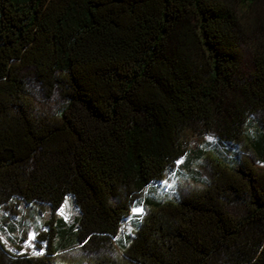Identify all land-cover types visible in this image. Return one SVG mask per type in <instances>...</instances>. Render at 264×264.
Wrapping results in <instances>:
<instances>
[{
	"label": "trees",
	"instance_id": "obj_1",
	"mask_svg": "<svg viewBox=\"0 0 264 264\" xmlns=\"http://www.w3.org/2000/svg\"><path fill=\"white\" fill-rule=\"evenodd\" d=\"M261 2L0 0V228L46 216L0 264H264ZM194 130L223 151L166 192Z\"/></svg>",
	"mask_w": 264,
	"mask_h": 264
},
{
	"label": "rangeland",
	"instance_id": "obj_2",
	"mask_svg": "<svg viewBox=\"0 0 264 264\" xmlns=\"http://www.w3.org/2000/svg\"><path fill=\"white\" fill-rule=\"evenodd\" d=\"M256 12V9H255ZM258 14L264 16V0L259 5ZM256 18V14L254 16ZM243 66L242 70L248 72L250 68L249 57L245 51H243ZM188 150L189 157L181 158L175 164V173L167 175L163 181V188L166 192H169L174 185H178L180 188L187 185H194L191 182V173L205 174V169L199 164V152L203 151L209 156H213L215 151L222 152V148L218 145L215 132L203 133L201 131L194 130L188 136ZM242 156L249 161V163L259 169L264 170V165L261 164L258 159L253 155L250 144L244 141L241 148ZM215 155V154H214ZM135 216H141L142 210H133ZM56 216L61 218L67 224H74L75 219L78 216V212L72 205L70 199H66L61 207L56 212ZM46 216L39 214L36 210L24 211L20 215V220L16 223L15 230L5 231L0 228V242L1 244L11 253L25 255L29 257H41L44 254V249L41 244L36 242L37 236L45 231L43 223L45 222ZM24 237L23 241H20V237Z\"/></svg>",
	"mask_w": 264,
	"mask_h": 264
},
{
	"label": "snow or ice",
	"instance_id": "obj_3",
	"mask_svg": "<svg viewBox=\"0 0 264 264\" xmlns=\"http://www.w3.org/2000/svg\"><path fill=\"white\" fill-rule=\"evenodd\" d=\"M134 211H138V209H134Z\"/></svg>",
	"mask_w": 264,
	"mask_h": 264
}]
</instances>
